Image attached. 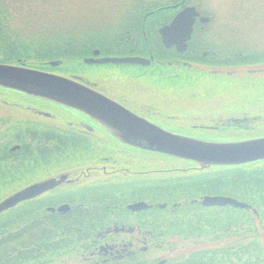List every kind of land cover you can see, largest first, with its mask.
Wrapping results in <instances>:
<instances>
[{"label": "flooded vegetation", "instance_id": "af4514ba", "mask_svg": "<svg viewBox=\"0 0 264 264\" xmlns=\"http://www.w3.org/2000/svg\"><path fill=\"white\" fill-rule=\"evenodd\" d=\"M190 1L175 0L169 22L158 28L137 21L109 29L96 41V36H89L76 42L78 56L72 64L65 63L68 50L62 39L50 46L32 42L21 64H39L40 70L73 79L176 135L209 142L264 137L235 136L239 129L264 127V103L259 109L251 104L219 108L192 103L209 96L202 88L200 93H188L185 83L199 74L191 71L195 63L190 61L197 59L191 42L198 27L203 30L209 20H202L208 18L206 10ZM188 7L199 13L192 38L184 51L176 45L169 48L174 68L159 71L164 64L144 50L145 38L158 42L160 29ZM0 27L1 49L12 53L14 42L3 33L9 29L3 23ZM223 27L222 36L223 32L231 36ZM219 43L222 49L211 61L246 63L237 51L226 49L234 43L224 39ZM108 57H144L151 63L97 62ZM256 59L262 62L264 56ZM235 80L257 85L254 79ZM1 88L12 91L0 93L12 102L0 109V175L9 182L3 186L13 194L50 184L41 194L0 214L25 209V215L10 219L11 226L20 225L9 236L16 247L26 246L11 252V263L264 264V161L234 168L205 166L147 150L120 140L79 109ZM231 170L232 177L225 174ZM225 181L234 186L233 193ZM216 197H229L237 204L212 203L210 198ZM3 229L0 222V234ZM183 241L190 245L186 253L179 249Z\"/></svg>", "mask_w": 264, "mask_h": 264}, {"label": "rangeland", "instance_id": "374dc122", "mask_svg": "<svg viewBox=\"0 0 264 264\" xmlns=\"http://www.w3.org/2000/svg\"><path fill=\"white\" fill-rule=\"evenodd\" d=\"M145 1L172 5L175 0H0V17L4 18L0 24L7 25L9 31L2 32L12 38V42L19 45L21 51L25 53L32 42L50 46L62 39L69 55H66L65 63L70 61L72 64L74 58L78 56L76 42L85 41L89 36H96L93 39L96 41L97 35L106 34L109 29H118L137 22L142 19L140 6L148 4L144 3ZM190 2L193 4L197 2L200 8L203 7L202 9L206 10L205 15L209 18V23L203 30L198 27L196 44L191 46L192 50L197 51V59L190 61L195 63L191 71L199 74L189 76L190 80L185 82L188 93H200L203 89L204 94L208 92L209 96L205 99L197 98L192 103L219 108L228 103L251 104L249 107L259 109L264 103V59L262 62L256 61V57L264 56V0ZM162 16L167 19L169 14ZM221 26H224L222 29L227 30L231 36H226L224 32L222 36ZM222 39L234 43L235 46L226 49L237 51L236 53L245 58L248 64L216 66L203 63L206 51L217 55L218 49H222L219 43ZM197 40L201 42L198 44ZM0 53H3L1 44ZM70 70L74 72L73 67ZM157 70L168 71L163 68ZM212 72L220 75L213 76ZM237 77L246 78L248 81L254 79L257 85L252 87L251 82L244 84L242 80H235ZM185 83L179 85L180 88L185 87ZM10 92L12 91L0 87L1 94L11 95ZM5 103L12 102L0 95V109H4L2 104ZM238 132L235 136L253 137L264 134V127L239 129ZM259 165L255 168L260 167ZM231 173L232 170L225 174L232 177ZM3 183L9 182L3 181L0 175V200L12 193L9 188L3 186ZM225 184V188L232 190L233 193L234 186L227 181ZM168 247L175 248L171 243ZM189 248V243L185 241L179 244L181 253H186Z\"/></svg>", "mask_w": 264, "mask_h": 264}, {"label": "water", "instance_id": "95a60500", "mask_svg": "<svg viewBox=\"0 0 264 264\" xmlns=\"http://www.w3.org/2000/svg\"><path fill=\"white\" fill-rule=\"evenodd\" d=\"M199 13L193 7L180 12L160 29L167 48L187 49V41ZM204 21L208 19H202ZM89 62V61H87ZM101 63L148 65L144 57H109ZM57 66V62L52 64ZM0 86L42 97L79 109L97 118L122 141L147 150L197 161L205 166H239L264 160V137L236 142H209L173 134L131 113L95 90L67 77L25 66L0 63ZM50 184L40 183L16 192L0 202V213L41 194ZM212 203L236 205L229 197L210 198Z\"/></svg>", "mask_w": 264, "mask_h": 264}, {"label": "trees", "instance_id": "16d2710c", "mask_svg": "<svg viewBox=\"0 0 264 264\" xmlns=\"http://www.w3.org/2000/svg\"><path fill=\"white\" fill-rule=\"evenodd\" d=\"M144 3H148V4H144V5H142V7L140 6V9L142 10V19H140L141 20L140 22L144 23L145 26H148L151 23H153L151 20H153L152 16L154 14H156L154 19L156 18V16L157 17L158 16L161 17V15H163V14H169V10H170V7H168L169 5L161 4L160 2H157V1H150V2L145 1ZM0 6H1V3H0ZM3 19L4 18L0 17V22L3 21ZM163 20H164L163 22H167L168 21L166 18H164V16H163ZM155 24L158 27V26H161L163 23H160L157 20H155ZM158 37H159L158 42L156 41L155 43H152L153 39H151L150 37H148V39L145 38L144 50L145 51H150V53L153 54L156 59H160V60H162L165 63L164 66H163V70L170 71V70L173 69L174 59L172 57V54H171L170 50L167 49L163 45L159 35H158ZM150 42H151V45L149 44ZM67 45L68 44L66 43V46ZM10 50L12 51V53H8L5 50L1 49V51L4 52V54L0 53V62L20 63L21 64V60L24 59L23 58V53H25V52L21 51L19 45H16V44H13V43L10 46ZM27 50H29V49H27ZM211 56H213V54H209L208 56H204L205 58L208 57V59H205L203 63H205L207 65H212L213 64V65H216V66H218V65H221V66L233 65V63H224L222 61H214L213 62V60L212 61L210 60ZM18 59H20V60H18ZM23 61H27V60H23ZM167 61H172V65L168 64ZM24 64L26 66H29V67L43 68V66H41L39 64H33V63H29V62L28 63H24ZM245 64H248V62H246ZM242 65H244V64L242 63ZM234 167L235 166H229L228 168H234ZM11 211L0 215L1 226L4 228L2 233L0 234V264H13V263H11V256H10L11 252L15 248H20L21 249V248H25L26 247L25 245L24 246L23 245H19L18 247H16L14 242H13V238H11V236H9L10 233L12 232V229H14V228H16L17 226L20 225L17 222V223L14 224L15 225L14 227L11 226L12 225V223L10 224L11 217L12 216L16 217L18 215H25V209L23 207V208L19 209L17 212L13 211V213H12ZM16 240H17V243H19L18 239H15L14 241H16ZM20 249H19V253H21ZM19 264H23V263H19Z\"/></svg>", "mask_w": 264, "mask_h": 264}, {"label": "bare ground", "instance_id": "6f19581e", "mask_svg": "<svg viewBox=\"0 0 264 264\" xmlns=\"http://www.w3.org/2000/svg\"><path fill=\"white\" fill-rule=\"evenodd\" d=\"M117 137V136H116ZM120 139V138H119ZM121 140V139H120ZM131 145V144H130ZM8 196H6V197H4L2 200H4L5 198H7ZM2 200H0V202L2 201Z\"/></svg>", "mask_w": 264, "mask_h": 264}]
</instances>
